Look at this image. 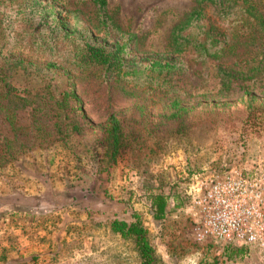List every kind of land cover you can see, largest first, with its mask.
<instances>
[{
	"label": "rangeland",
	"instance_id": "374dc122",
	"mask_svg": "<svg viewBox=\"0 0 264 264\" xmlns=\"http://www.w3.org/2000/svg\"><path fill=\"white\" fill-rule=\"evenodd\" d=\"M258 8L264 20V1ZM195 11L183 31L191 44L174 52L173 29ZM105 13L107 21L92 0H0V70L10 84L0 95V200L14 194L6 199L33 212L30 225L14 223L35 241L61 226L59 215L35 207L75 205L72 264H123V247L125 263L140 264L131 242L108 229L111 218L132 213L156 264H264L261 248L197 240L183 180L169 172L181 161L193 170L227 162L264 170L258 17L224 0H106ZM115 44L123 46L115 66L88 57L87 47L110 56ZM109 114L123 128L116 154ZM159 192L166 208L155 219L150 197ZM107 239L111 256L99 250Z\"/></svg>",
	"mask_w": 264,
	"mask_h": 264
},
{
	"label": "built area",
	"instance_id": "2783aa9c",
	"mask_svg": "<svg viewBox=\"0 0 264 264\" xmlns=\"http://www.w3.org/2000/svg\"><path fill=\"white\" fill-rule=\"evenodd\" d=\"M181 180L197 240L264 251V170L251 174L227 162L199 167Z\"/></svg>",
	"mask_w": 264,
	"mask_h": 264
},
{
	"label": "crops",
	"instance_id": "0c3cea01",
	"mask_svg": "<svg viewBox=\"0 0 264 264\" xmlns=\"http://www.w3.org/2000/svg\"><path fill=\"white\" fill-rule=\"evenodd\" d=\"M192 167L185 166L182 161L175 162L173 166L169 167L170 176L174 179H183L187 174H191ZM184 185V181L181 182ZM14 194H10L12 197ZM6 197L0 200V217L1 214H6L7 218L11 217V221L7 222L8 226L4 229H0V264H72L76 262L77 256H75L76 249L74 248L75 242V223L79 221L75 217L76 208L75 205L68 202L51 201L55 202V207L42 208L43 205L35 207L40 215L49 218L50 215H59L56 219L61 225L57 228H48L47 230L39 231L38 239L32 240V233L30 235L27 226H18L14 221L22 217L24 225H30L29 219H31L33 212L28 211L29 207L20 206L19 203H15L13 198L7 200ZM77 210V209H76ZM35 212V211H34ZM77 214V213H76ZM124 215L126 214L123 213ZM12 215V216H11ZM48 215V216H46ZM42 217V218H43ZM88 221L85 215L80 221ZM30 229V228H29ZM61 234L63 237L55 235ZM78 238H76L77 240ZM115 240L124 241L126 245L127 241L119 237ZM107 243L102 246L99 250L105 253V256H111V240L107 239ZM123 251L120 250L119 257L123 260V264H126L127 249L123 247ZM125 251V252H124Z\"/></svg>",
	"mask_w": 264,
	"mask_h": 264
},
{
	"label": "trees",
	"instance_id": "16d2710c",
	"mask_svg": "<svg viewBox=\"0 0 264 264\" xmlns=\"http://www.w3.org/2000/svg\"><path fill=\"white\" fill-rule=\"evenodd\" d=\"M98 6V10H102L103 20L107 21L105 7H106V0H92ZM205 1V0H200ZM213 1V0H208ZM229 2L230 4L239 5L243 12H247L253 15L254 18L258 17L259 22L262 24V29H264V20L262 13L258 8V3L261 0H240L237 2L235 0H224ZM264 1V0H262ZM200 15L198 11L192 12L187 20L182 22L181 24L177 25L172 33V41L174 45V52L182 53L188 49V45L191 44L189 40H187L186 35L183 34L190 24H192ZM59 23H62L59 21ZM123 49V46L119 44H115V50L113 53L108 56L102 49L93 47H87L86 51L88 57L95 62L106 63L115 66L120 61L118 59V54ZM21 63L23 62L20 60ZM3 72L0 79L4 82L0 83V95H9V87L10 84L8 80H5L7 77V73L5 71L0 70ZM8 105V104H7ZM105 133L109 137L110 144L112 145L113 154H116V151L119 147L121 136L123 134V128L119 121V119L114 114H109L106 118V125H105ZM193 171V168L190 170ZM151 206L153 208V215L155 219H162L165 214L166 208V196L159 192L153 194L150 197ZM127 213V212H126ZM108 229L111 233L118 235L122 239L131 242L134 251L137 254L138 260L140 264H156L157 258L154 247L152 246L149 238H148V231L146 227L142 224L141 218L138 213H132L130 218H111L108 221Z\"/></svg>",
	"mask_w": 264,
	"mask_h": 264
}]
</instances>
